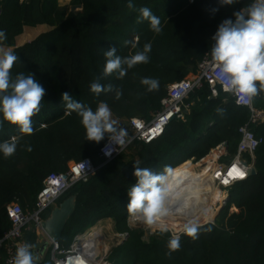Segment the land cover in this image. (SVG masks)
Returning a JSON list of instances; mask_svg holds the SVG:
<instances>
[{
	"label": "trees",
	"instance_id": "16d2710c",
	"mask_svg": "<svg viewBox=\"0 0 264 264\" xmlns=\"http://www.w3.org/2000/svg\"><path fill=\"white\" fill-rule=\"evenodd\" d=\"M128 2L73 0L71 6H81L82 10L71 12L60 7L58 0H0V30L7 35L0 46L20 57L12 69L13 78L21 72L34 74L46 90L41 110L33 117L31 135L20 133L7 122L0 128V143L12 138L17 143L11 157L5 158L0 152V239L11 228L7 207L17 201L25 211H32L49 175L66 173L71 162L90 159L95 167L103 163L100 150L107 136L99 144L87 141L81 118L66 110L62 102L63 92L93 111L100 102H106L118 120L150 121L161 110L167 87L186 79L190 71L196 72L211 49L218 25L226 18L234 19L233 12L252 0L223 7L218 0H132V9ZM141 7H149L160 18V33L152 31L147 21L137 23ZM212 8L219 11L212 13ZM40 25L51 31L16 47L15 40L25 27ZM147 43H151L148 63L128 69L122 78L113 73L101 79L103 85L113 86L111 91L99 95L91 92L90 84L102 76L107 49L114 46L117 55L127 57L143 51ZM142 78L158 80V89L149 91ZM117 90L122 92L119 99ZM217 93L213 97L208 85L195 91L185 102L189 108L184 120L172 121L161 139L150 145L135 142L93 177L68 191L61 200L76 197V211L62 238H75L110 218L117 233L128 234L122 246L111 253L117 255L120 264H264V123L251 127L263 141L254 159L244 155L257 174L228 189L230 199L216 224L199 227L198 238L182 235L180 249L169 257L170 233L158 232L145 241L142 231L127 225V190L135 183L134 164L159 172L192 158L198 162L225 144L230 162L234 159L240 129L249 123L250 112L237 107L220 88ZM255 106L264 110V92L256 98ZM212 179L211 175L201 181L209 187ZM232 205L239 212L229 216ZM25 238L32 246L37 243L35 233ZM60 244L68 249L66 243ZM0 264H5L3 250Z\"/></svg>",
	"mask_w": 264,
	"mask_h": 264
},
{
	"label": "clouds",
	"instance_id": "9594fccd",
	"mask_svg": "<svg viewBox=\"0 0 264 264\" xmlns=\"http://www.w3.org/2000/svg\"><path fill=\"white\" fill-rule=\"evenodd\" d=\"M240 0H218V4L232 6ZM129 9L134 7L129 0ZM219 8H212L215 13ZM233 18L224 19L212 36L210 49L211 60L216 69V79L222 84L223 91L231 93L245 103L264 92V0H252L250 4L233 12ZM147 21L152 31L160 33V18L153 14L149 7H141L137 23ZM7 39L6 32L0 30V44ZM127 43V41H125ZM151 51V43L144 45L143 51L133 55L121 57L117 55L114 46L104 52L106 58L101 77L93 80L90 90L96 95L105 91H111L112 85H103L100 80L118 73V78L126 75L127 70L137 64L148 63ZM20 57L12 49L0 46V128L3 123L16 126L20 133L31 135L34 131L33 117L39 114L42 101L46 95L44 87L36 80L34 74L25 75L17 73L13 78L12 69ZM127 66L125 68L124 66ZM141 83L148 87L149 91L157 90L159 81L152 78H142ZM62 102L66 110L76 112L81 118V124L85 129L86 140L99 144L107 136L104 154L111 156L112 145H123L124 129L116 127V121L112 118V111L106 102H100L95 111L82 102L76 101L69 92H63ZM122 95L116 91V98ZM222 111L221 109L217 110ZM17 148L16 139L0 143V152L5 158L15 154ZM30 150V149H29ZM133 176L135 183L127 190L128 214L135 220L143 222L149 228H157L160 233L169 231L165 219L170 215L169 201L174 199V191L171 187L174 169L165 166L162 171H154L152 168H141L134 164ZM199 224L190 220L183 226V232L187 236L198 238ZM181 247L180 237L173 236L169 239L167 256ZM31 245L23 244L16 250L13 264H33Z\"/></svg>",
	"mask_w": 264,
	"mask_h": 264
},
{
	"label": "built area",
	"instance_id": "2783aa9c",
	"mask_svg": "<svg viewBox=\"0 0 264 264\" xmlns=\"http://www.w3.org/2000/svg\"><path fill=\"white\" fill-rule=\"evenodd\" d=\"M1 15L2 10L0 8ZM205 85L210 87L213 97L218 95L217 89L220 88L224 94L231 97L237 107L247 109L250 112L249 123L240 129L241 140L234 159L228 165H218L216 162L214 169L210 170L215 185L218 189L227 191L234 185L247 181L249 179L248 173L254 166L244 160V155L248 154L254 159L255 152L263 142L251 130L252 126L264 123V110L255 106V100L260 94L245 103L243 100L238 102L239 98L235 95L224 92L222 84L216 79V69L209 51L198 64L196 72L183 81L169 86L166 96L161 101V110L150 121L140 118L129 121L128 129L131 133L125 136L123 145H112L115 151H112L110 157L106 156L103 151L109 143L107 140L100 150V158L103 160L101 166L95 167L90 159L73 163L66 173H53L45 179L43 189L39 193L32 211H25L17 201L7 207V216L11 228L0 239V250L4 251L5 264H13L17 248L23 244H28L25 238L26 234L35 233L38 238L47 240L42 229V223L47 219L45 215L56 206L68 191L77 183L93 177L99 169L125 153L135 142L150 145L161 139L172 121L184 120L189 108L185 102L191 94L203 89ZM233 169L243 172L244 175L237 176ZM230 171L233 172L232 175H229ZM86 236H77L69 249L63 248L60 242H50V264H111L109 261L110 250H108L103 262L98 261L97 253H92L93 250L95 251L97 247L101 246V243L97 245L100 237L88 238ZM30 251L32 254L35 253L34 246L31 245ZM43 256L44 254L40 255V264H47Z\"/></svg>",
	"mask_w": 264,
	"mask_h": 264
},
{
	"label": "rangeland",
	"instance_id": "374dc122",
	"mask_svg": "<svg viewBox=\"0 0 264 264\" xmlns=\"http://www.w3.org/2000/svg\"><path fill=\"white\" fill-rule=\"evenodd\" d=\"M192 73L193 72L190 71V73L187 75L186 78H188ZM169 86L167 87V91H168ZM217 96H215V97H217ZM112 118L116 121V127L118 129H125L126 125L129 123V122L125 121V120L116 119L113 114H112ZM126 133L128 134L127 131H126ZM104 144H103V146H104ZM219 147H222V146H219ZM219 147L216 148L215 150H212L207 157H205L204 159H202V160H200L198 162L194 158L188 160V161L191 162L192 167H191V170L188 173L187 177L193 184H195V186L197 187L200 195L202 196L203 206H204L203 208H205V209L207 208V212H208V209H212V207H213V209L216 212V215H215L216 217H215V219L213 221L214 223L211 222V223H208L206 225H203L202 227H205V226H207L209 224H213V225L216 224L217 220L219 219L220 214L222 213V211L226 207V205H225L224 208H222L223 207L222 205H223L224 201L227 199V198H224V197H228L227 195H229V191L228 190L226 191V190L218 189V188L214 187V184H215L214 179H212V182H211L212 185L209 186V187L206 185L205 182L201 181V180L205 179L207 176H211L212 175L210 170L214 169V167L216 165V162L218 163V165H228L230 163L231 158H228L227 154H226V156H222L220 154L221 152H216L217 149H219ZM222 148H224V147H222ZM217 157L220 158V159H218V161H217ZM73 163H75V162L69 163V167ZM178 163H179V161H177V164ZM219 199H223L222 200L223 202L220 205L217 206L215 203L217 201H220ZM61 201L62 200H59L58 203H60ZM221 209H222V211H221ZM50 210H52V209H50ZM238 212H239L238 209L235 208L232 205L230 207V209L228 210V215L231 216V215H233L235 213H238ZM127 225L132 230L142 231L144 233V237L143 238H144L145 241L149 237L154 236L155 234H157L159 232L157 228H149L144 223L139 222L138 220H135L134 218H132L129 214L127 216ZM85 229L86 228H84L83 231ZM88 233L89 232H87L85 234H80V235L86 236V235H88ZM168 233H170L171 237H173V236L181 237L182 235H185L184 232L177 234L173 230H170V229H169ZM80 235H78V236H80ZM75 238H73L72 235L71 236H66V237H64V239L62 238L61 241L66 243L69 246V245L74 243ZM127 239H128V234H126V233H117V231L115 230V223H114V229H111V233H110V236H109V242H110V244L112 246L111 247L112 250L114 251L118 247L122 246V244ZM49 258H50V256H49ZM116 260H119L116 254H112L109 257V261H110L111 264H120L119 262H116Z\"/></svg>",
	"mask_w": 264,
	"mask_h": 264
},
{
	"label": "bare ground",
	"instance_id": "6f19581e",
	"mask_svg": "<svg viewBox=\"0 0 264 264\" xmlns=\"http://www.w3.org/2000/svg\"><path fill=\"white\" fill-rule=\"evenodd\" d=\"M173 169L174 176L172 177L173 183L171 187L174 191V199L169 201L170 215L165 219V223H167L169 229L179 234L183 232L184 224L190 220L196 221L199 226L213 222L216 217L215 210L212 207V209H208L207 212V208H203L202 196L195 184H193L187 177L191 170L190 164L184 163ZM214 187H216L215 184ZM219 200L220 201L215 203L217 206L223 202V199ZM94 235H96L95 230L92 229L86 237H94ZM107 252L108 249L99 246L95 251L93 250L92 253H97L100 261L103 262Z\"/></svg>",
	"mask_w": 264,
	"mask_h": 264
},
{
	"label": "water",
	"instance_id": "95a60500",
	"mask_svg": "<svg viewBox=\"0 0 264 264\" xmlns=\"http://www.w3.org/2000/svg\"><path fill=\"white\" fill-rule=\"evenodd\" d=\"M81 10H82L81 6H73L71 8V12H77ZM224 149L225 151L228 149L227 144L224 145ZM256 174H257L256 169L251 168L248 173V177L250 178L252 176H255ZM229 199H230V196H228L227 199L224 201L222 208H224V206L229 201ZM75 211H76V197H70L60 202L50 211L49 217L42 223V229H43V232L47 240L41 243H36L34 245L35 253L33 255V262H35V264L41 263L40 255H43L45 253L47 249V243L49 242L57 243L62 240V237L66 231L67 225L70 219L74 216ZM199 227H202V226H199ZM104 240H105L104 238L99 239V241H97V245H99L100 243L102 245ZM99 260L100 258L98 259V261Z\"/></svg>",
	"mask_w": 264,
	"mask_h": 264
},
{
	"label": "crops",
	"instance_id": "0c3cea01",
	"mask_svg": "<svg viewBox=\"0 0 264 264\" xmlns=\"http://www.w3.org/2000/svg\"><path fill=\"white\" fill-rule=\"evenodd\" d=\"M72 1L73 0H58V4L62 8H69L71 10V8H72V6H71ZM49 31H51V29L48 26H46V25H40V26H37V27H34V28H32V27H25L23 34L21 36H19L15 40V45H16V47H22L25 44H27V43L35 40L40 35H42L44 33H47ZM5 49L7 50L8 48H5ZM127 132H128V134L131 133L129 129L127 130ZM216 152H221L220 154L222 156H226V154H228L227 153L228 151L227 150L225 151V149L222 148V147H219V149H217ZM218 159H220V158L217 157V161H218ZM186 163L187 164L189 163L190 166L192 167V164H191L190 161H188ZM92 229L95 230V234H96V235H94L95 238L96 237H100V239L101 238L102 239L103 238L105 239L104 242H103V244L101 245V247H104V248L110 250L109 251V253H110L109 256H111V253H112L113 250H112V248H111L112 246H111V244L109 242V236H110V233H111V229H114V222H113V220L110 219V218L109 219L101 220V221L97 222V224H95L92 228H89L87 231H85L83 234L89 232ZM43 241H45V240L42 239V238H38L37 237V243H41ZM71 245L68 246V249L70 248ZM65 249H67V248H65ZM50 254H51V243L49 242V243H47V249H46V251L44 253V256H43V258L46 259L47 264H50V258H49ZM32 255H34V254H32ZM33 264H35V262H33Z\"/></svg>",
	"mask_w": 264,
	"mask_h": 264
},
{
	"label": "snow or ice",
	"instance_id": "6c2138e0",
	"mask_svg": "<svg viewBox=\"0 0 264 264\" xmlns=\"http://www.w3.org/2000/svg\"><path fill=\"white\" fill-rule=\"evenodd\" d=\"M233 171H235V173H236L237 176H243V175H244L243 172L237 171L236 169H233ZM232 174H233V172L230 171V172H229V175H232ZM225 182H227V181H225Z\"/></svg>",
	"mask_w": 264,
	"mask_h": 264
}]
</instances>
